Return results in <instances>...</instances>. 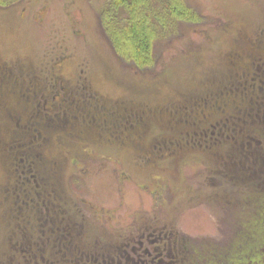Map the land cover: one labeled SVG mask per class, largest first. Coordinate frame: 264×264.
<instances>
[{
	"label": "rangeland",
	"instance_id": "obj_1",
	"mask_svg": "<svg viewBox=\"0 0 264 264\" xmlns=\"http://www.w3.org/2000/svg\"><path fill=\"white\" fill-rule=\"evenodd\" d=\"M106 2L0 3V62L40 72L48 104L74 93L86 135L48 133L41 180L23 160L8 163L17 132L0 121V264L56 257L41 243L62 235L61 216L78 220L82 250L92 247L98 258L122 257L149 227L186 248L187 264H215L217 255L231 264L250 247H239L245 226L264 220L256 206L261 173L248 160L264 143L249 148L245 136L264 133V0H184L196 19L169 26L141 68L106 36ZM16 102L24 112L26 99ZM13 113L0 120L8 124Z\"/></svg>",
	"mask_w": 264,
	"mask_h": 264
},
{
	"label": "flooded vegetation",
	"instance_id": "obj_2",
	"mask_svg": "<svg viewBox=\"0 0 264 264\" xmlns=\"http://www.w3.org/2000/svg\"><path fill=\"white\" fill-rule=\"evenodd\" d=\"M31 69V65L25 61L12 60L0 62V112L6 115H10L11 111L16 113L19 120H14L13 113L11 115L12 118L9 119L10 121L7 123L15 127L18 140L22 141L25 146H28V150L18 151L16 150L15 144L11 145L9 147L10 151L7 152L9 155L8 163L14 165L19 159L21 161L23 160L24 164L29 166L31 171H34L33 176L36 177L38 175L41 180H43L44 177L42 173H38L41 170H37V165L39 164L42 166L43 164L44 157H42V148L43 142L47 138V133L44 130H46L45 126H47L49 120L45 119L41 111H46L47 109L58 106L62 111L60 112L62 117L59 118L62 122L66 124L70 122L79 124L80 122L78 121L79 118L75 111L77 106L76 104L73 105V100L75 99L71 97V94L74 93L62 95L59 102L60 106L59 103L58 105L48 104L46 96L49 87L46 83L44 84V79L40 72H34ZM20 96L26 99V103L23 104L25 105L24 108H26L24 112H18V104L20 102L17 103L16 100L19 99ZM70 100L72 101L68 104ZM28 109L32 110V112H26ZM0 121L6 124L4 119ZM21 124L24 125L22 129L20 128ZM81 131L84 132V129H81L80 132ZM80 132L75 136L79 139L85 138L86 135H81ZM245 136H248L250 139L247 146H251V144L253 145L255 142H258V144L262 143V139H257L254 132H249V134ZM39 139H42L41 143ZM38 142L39 144H37ZM8 144L10 145V143ZM19 154L23 156H18ZM241 156H245V153H242ZM249 156L250 153L248 154V157ZM20 163L21 162H19V164ZM35 168L36 170H33ZM35 180L37 182L36 178ZM23 187V190L29 195L31 191L28 186L25 185ZM78 224V220H74V218L67 221L66 216H61L60 231L63 232L62 235H57L56 237L49 235L44 239L45 241L41 243L43 251L48 252L54 249L52 254L56 256L44 258V264H187L188 257L185 254L186 248H181L179 242H174L169 233L163 236L162 231L158 229L151 231L149 227L139 229L141 235L138 237V242L136 240V242L127 243V245L122 248V252L124 253L122 257L113 258L112 256L108 257L105 255L101 258L95 257L93 255L95 251H93L94 249L92 247L87 248L90 250L89 253L82 250L81 244L78 241V236L76 235V231L77 233L79 232L78 230L75 231ZM59 239L61 240V244L57 242ZM131 245L134 246L130 247ZM132 254H136V256H132Z\"/></svg>",
	"mask_w": 264,
	"mask_h": 264
},
{
	"label": "trees",
	"instance_id": "obj_3",
	"mask_svg": "<svg viewBox=\"0 0 264 264\" xmlns=\"http://www.w3.org/2000/svg\"><path fill=\"white\" fill-rule=\"evenodd\" d=\"M1 1L3 2V0H0V3ZM9 1L11 4L15 3L16 0ZM196 16V13L184 0H107L100 12V22L119 57L128 62L132 61L134 65L141 68L151 64L152 44L153 41L158 39L159 35L165 36L169 33L167 28L169 26L173 27L176 21H194ZM260 104H264V100ZM44 112L47 116L53 113L58 115L57 119H50L47 126H45L46 130L44 131L47 133V136L53 130L72 136L79 134L81 129L78 128L76 123L70 122L66 124L59 119L62 117L60 107L55 106ZM5 125L11 126L10 124ZM123 125L125 126V124ZM260 132H262L260 129L256 130L255 135L257 139H262V143H264V133ZM47 143L50 142L47 141ZM14 144L18 151L28 150V146H25L22 141L17 140ZM253 145L257 147V145L261 144L255 142ZM46 147L42 148L43 151L46 150ZM260 149L262 150L261 146L255 150L260 151ZM257 151L254 153L250 152L252 158L249 156L248 160L252 161V170L256 171V173L258 171L261 173L255 180L260 188V190H257L258 202H256V206L259 210L264 211V155L257 156ZM262 151L264 153V148ZM253 154H255L254 158ZM261 194L263 195V199H261ZM245 227L246 231L241 232L240 238L242 240L239 247L244 249L249 244L250 247H247L246 254L237 256L231 261V264H262L264 255L257 251V249L260 248V244H264V220L250 221ZM256 237L259 238L258 243H255ZM233 256L235 255L233 254ZM245 257L249 260H245ZM216 258H214L215 264H224L223 262L219 263V255Z\"/></svg>",
	"mask_w": 264,
	"mask_h": 264
}]
</instances>
